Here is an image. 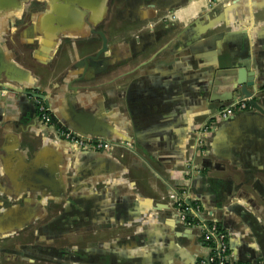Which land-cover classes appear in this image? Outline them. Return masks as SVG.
<instances>
[{"label": "crops", "instance_id": "1", "mask_svg": "<svg viewBox=\"0 0 264 264\" xmlns=\"http://www.w3.org/2000/svg\"><path fill=\"white\" fill-rule=\"evenodd\" d=\"M224 70L255 84L233 99L246 89L257 109L218 119ZM65 129L115 146L81 152ZM181 188L232 264H264V0H0V264H200L203 228L176 226ZM27 246L33 260L11 255Z\"/></svg>", "mask_w": 264, "mask_h": 264}, {"label": "built area", "instance_id": "2", "mask_svg": "<svg viewBox=\"0 0 264 264\" xmlns=\"http://www.w3.org/2000/svg\"><path fill=\"white\" fill-rule=\"evenodd\" d=\"M38 110L39 122L42 126H53L54 121L47 104L41 100H35ZM252 107L248 104L247 99L237 100L230 103L228 106L223 107L217 112V117L220 120L228 119L239 111H246ZM212 130L211 125L200 126L195 131V149L197 157L207 155L208 141ZM63 140L71 143V145L82 152L97 151H110L115 145L111 142L104 140H94L93 142H86L79 138L71 131H63L60 136ZM187 167L194 173H200V169L190 161H187ZM170 200L176 207L179 222L189 229L197 227L203 228V240L214 242V248H209L211 251L210 256L206 260H202L200 264H232L229 256V247L227 243V235L222 232L216 223L207 225L205 220H202L201 208L196 202V199L191 194L189 189L181 188L176 189L170 195ZM207 225V226H206ZM221 230V231H220Z\"/></svg>", "mask_w": 264, "mask_h": 264}, {"label": "water", "instance_id": "3", "mask_svg": "<svg viewBox=\"0 0 264 264\" xmlns=\"http://www.w3.org/2000/svg\"><path fill=\"white\" fill-rule=\"evenodd\" d=\"M208 31H210V30H208ZM100 35L103 38V49L101 51H99L95 56L89 57L88 60L92 61V63H100L99 59L102 57L103 54H105L108 51V43H107L108 41H107L106 37L103 34H100ZM102 63L104 65H107L108 62H102ZM243 74H246V72L244 71ZM240 75H241V73H240ZM234 76H235V71L231 72V71H228V70H224L222 72H219V74H218V78L222 79V81H219L220 83H218L217 85H215V94H217V92L219 91L220 86H226V87H229L231 89V91H230L231 93L229 92V94L227 93L226 96H223L221 98L223 100V102H225L222 105V108L225 107V106H228L230 103L235 102L237 100L240 101V100L247 99L248 104L252 108H256L257 109L258 106H257L256 102L254 101V98H253L252 94L249 93L246 89H244L241 92V95L240 96H237V97H239V99H235V98L233 99V95L235 93L238 94V90H239L240 87L245 86V85H247V87H253L255 85L253 82H249L248 83L246 81V79H245V81L244 80L241 81L240 78H238L237 82H233L231 79H233ZM225 78H227L228 80H224ZM28 95L33 100V103H34L35 106H36V101L35 100H41V101H44L47 104L49 110L51 111V107L49 106V102H48L47 98L45 96H43L41 94V92L34 91L31 94L29 93ZM36 108H37V106H36ZM241 112H244V111H239L238 113H241ZM238 113L234 114L233 116L237 115ZM51 114H52V117H53V121L56 122L57 119H56V116H55L54 112H51ZM233 116H231V117H229L228 119H225V120H230L231 118H233ZM38 121H39V118H38ZM38 123L40 124L41 127L48 128V126H42L40 122H38ZM64 131H68V130L65 129ZM72 133H74V132H72ZM101 140L107 141L106 139H101ZM69 144L71 145L70 142H69ZM208 145H209V141H208ZM207 150H208V147H207ZM208 153H209V151L207 152V155H209ZM200 217H202V216H200ZM11 219L12 218H9L8 219V222H11L12 223V220ZM175 221H176V226L177 227L184 226L183 224H181L179 222L180 220H179V217H178V213L176 214Z\"/></svg>", "mask_w": 264, "mask_h": 264}, {"label": "flooded vegetation", "instance_id": "4", "mask_svg": "<svg viewBox=\"0 0 264 264\" xmlns=\"http://www.w3.org/2000/svg\"><path fill=\"white\" fill-rule=\"evenodd\" d=\"M222 109V105L221 106H219V109H218V111L219 110H221ZM250 110V109H249ZM247 111V110H246ZM206 125H211V124H206ZM29 246H27L25 249H22L21 251H14L11 255H15V256H25V258L29 261V260H33V256L29 253L30 252V247L28 248ZM49 250V249H48ZM46 251V252H44V251H42L41 252V254L42 255H50L49 254V251ZM51 253L53 254L54 252H52L51 251ZM63 258V257H62ZM66 259V258H65Z\"/></svg>", "mask_w": 264, "mask_h": 264}, {"label": "trees", "instance_id": "5", "mask_svg": "<svg viewBox=\"0 0 264 264\" xmlns=\"http://www.w3.org/2000/svg\"><path fill=\"white\" fill-rule=\"evenodd\" d=\"M219 228H220V226H219ZM221 229V228H220ZM222 230V229H221ZM220 230V231H221ZM222 232H223V230H222ZM204 243H205V245H206V247H209V248H214V242L212 241V240H210V241H204Z\"/></svg>", "mask_w": 264, "mask_h": 264}]
</instances>
